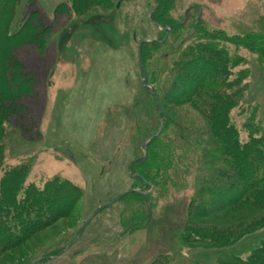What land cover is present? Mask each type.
<instances>
[{"label":"rangeland","instance_id":"obj_1","mask_svg":"<svg viewBox=\"0 0 264 264\" xmlns=\"http://www.w3.org/2000/svg\"><path fill=\"white\" fill-rule=\"evenodd\" d=\"M66 1L33 0L32 8L54 27L47 50L26 47L19 51L28 71L42 80L41 102L28 96L21 99L34 108L40 136L24 139L7 124L5 163L27 164L26 182L36 185L54 176L66 179L80 188L81 198L75 215L35 235L27 248L4 255L0 264L30 261L60 247H64L61 256L45 264H151L160 255L169 257L168 264H218L217 257L224 254L245 258L264 240V227L224 249L181 245L188 203L198 185L199 153L197 134L180 138L174 127L160 138L167 181L152 194V208L147 209L144 202L120 200L90 219L129 187L130 161L146 159V134L160 131L163 125L159 119L158 127L152 129L151 104L141 95L133 103L127 92L135 90L139 77L138 44L132 36H158L160 28L148 23L154 0H113L116 4L110 8L92 6L80 14L71 12L67 2L68 10L57 14L55 6ZM25 3L22 0L20 9ZM196 12L212 32L230 36L264 29V0H176L171 13L184 16L185 22ZM227 47L243 58L234 69L245 85L242 104L248 105V111L257 110L264 132V65L246 49ZM150 65L154 70L162 66L157 56ZM236 111L232 117L239 125L243 115ZM171 114L188 130L203 128L200 116L188 106ZM133 213L142 222L126 231Z\"/></svg>","mask_w":264,"mask_h":264},{"label":"trees","instance_id":"obj_2","mask_svg":"<svg viewBox=\"0 0 264 264\" xmlns=\"http://www.w3.org/2000/svg\"><path fill=\"white\" fill-rule=\"evenodd\" d=\"M27 2L20 9L22 0H0V259L27 248L35 235L58 220L75 215L81 198L80 188L66 179L54 176L36 185L26 182L27 164L5 163L7 124L17 128L24 139L36 140L40 136L34 108L21 99L28 96L41 102L38 89L42 80L28 71L19 51L26 47L47 50L54 27L40 10L32 8L33 0ZM67 2L76 14L92 6L110 8L115 3L67 0L57 4L55 12H66ZM175 4L176 0H154L148 23L160 28L158 36H132L137 44L142 41L145 79L143 88L137 61V91L131 88L127 92L133 103L141 95L151 104L152 129L158 127L159 119L163 125L160 131L146 134V159L135 157L130 161L129 187L118 201L135 200L152 208V194L167 181L161 136L172 127L180 138L197 134L198 185L188 203L179 241L186 248L224 249L264 227V132L257 110L248 111V105L242 104L245 85L234 69L243 58L230 53L227 47L246 49L264 65V29L230 36L223 31L212 32L203 25L199 12L185 22L184 16L171 13ZM153 56L162 64L158 70L151 68ZM184 105L200 116V131L193 126L188 130L172 117L171 111ZM233 111L243 115L239 125L233 120ZM130 219L131 226L126 231L142 222L136 213ZM63 251L64 247L53 248L16 264L49 263ZM169 260L167 255H160L151 264H168ZM217 263L264 264V240L245 258L224 254L217 257Z\"/></svg>","mask_w":264,"mask_h":264},{"label":"water","instance_id":"obj_3","mask_svg":"<svg viewBox=\"0 0 264 264\" xmlns=\"http://www.w3.org/2000/svg\"><path fill=\"white\" fill-rule=\"evenodd\" d=\"M187 14V13H186ZM186 16V15H185ZM141 44H142V41L138 44V48H137V59H138V65L140 67V70H141V84H142V87L144 88V85H143V81L145 79V72L143 70V67H142V62H141ZM157 105L159 106V103L157 102ZM158 134V133H157ZM143 158H145V155L143 156ZM122 195H119L114 201L108 203V204H105L101 207H99L95 213H93L90 217V219H92L99 211H101L103 208H105L106 206L108 205H111L113 204L114 202L118 201L120 198H121ZM89 219V220H90Z\"/></svg>","mask_w":264,"mask_h":264}]
</instances>
